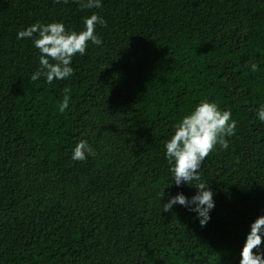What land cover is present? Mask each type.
Returning <instances> with one entry per match:
<instances>
[{
  "label": "trees",
  "instance_id": "1",
  "mask_svg": "<svg viewBox=\"0 0 264 264\" xmlns=\"http://www.w3.org/2000/svg\"><path fill=\"white\" fill-rule=\"evenodd\" d=\"M93 13L102 44L73 57L72 76L31 81L40 52L18 32H80ZM202 100L237 121L199 169L215 201L203 227L162 206L196 193L175 184L165 144ZM261 105L264 0H0V264H240L264 215ZM81 140L96 154L74 161Z\"/></svg>",
  "mask_w": 264,
  "mask_h": 264
},
{
  "label": "clouds",
  "instance_id": "2",
  "mask_svg": "<svg viewBox=\"0 0 264 264\" xmlns=\"http://www.w3.org/2000/svg\"><path fill=\"white\" fill-rule=\"evenodd\" d=\"M57 3L60 0H56ZM65 3L68 0H64ZM83 9L101 7V0H81ZM107 22L98 14L93 13L84 18V30L80 32L68 31L63 23L51 22L32 24L26 30L19 31L17 38H32L34 46L40 52V67L31 75V81L43 77L48 83L63 80L73 75L70 66L77 54L86 53L88 42L101 45L102 39L95 33L96 25L106 26ZM35 34V35H34ZM251 70L256 71L253 63ZM69 89L65 88V95L58 105L59 111L64 113L69 105ZM258 119L264 122V105L256 113ZM237 121L231 118L230 111H221L218 105L208 100H202L188 114L184 115L174 127V134L166 142V157L169 171L177 186L181 184L194 185L195 195L191 199L183 193L171 196L164 203L163 211H170L175 204H180L196 212L200 225L203 227L210 220V211L215 207L214 193L208 183L202 182L199 169L203 161L219 145L227 149L229 142L226 137L235 134ZM95 151L87 141H79L73 150L74 161H84L88 155L95 156ZM164 196L162 192L161 197ZM264 215L258 216L250 226L246 241L241 251L240 264H264ZM255 250V251H254Z\"/></svg>",
  "mask_w": 264,
  "mask_h": 264
}]
</instances>
